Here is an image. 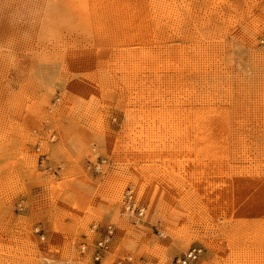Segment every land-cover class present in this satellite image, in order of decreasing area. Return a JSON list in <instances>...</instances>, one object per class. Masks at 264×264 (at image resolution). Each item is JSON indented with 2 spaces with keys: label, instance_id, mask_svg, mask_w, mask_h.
Wrapping results in <instances>:
<instances>
[{
  "label": "rangeland",
  "instance_id": "1",
  "mask_svg": "<svg viewBox=\"0 0 264 264\" xmlns=\"http://www.w3.org/2000/svg\"><path fill=\"white\" fill-rule=\"evenodd\" d=\"M192 247L264 264V0H0V264Z\"/></svg>",
  "mask_w": 264,
  "mask_h": 264
},
{
  "label": "built area",
  "instance_id": "2",
  "mask_svg": "<svg viewBox=\"0 0 264 264\" xmlns=\"http://www.w3.org/2000/svg\"><path fill=\"white\" fill-rule=\"evenodd\" d=\"M39 148H37V151ZM40 165L43 164L45 161V155H40ZM96 169V168H94ZM97 170V169H96ZM126 209L130 212L133 213L135 212L136 215L141 216L142 215V208L135 207L134 204L128 199L126 202ZM37 233H39V230L35 229ZM112 235H113V229L112 228H107L105 231L104 235L98 239L94 245H93V261L98 262L101 260V258L104 256L103 254L107 251L110 241L112 240ZM41 240L44 239V236L42 235L40 237ZM80 252L84 253L88 249V245L82 243L79 246ZM202 249L199 247H192L189 248L185 253H183L179 258L175 259L173 264H199V259L201 257Z\"/></svg>",
  "mask_w": 264,
  "mask_h": 264
},
{
  "label": "bare ground",
  "instance_id": "3",
  "mask_svg": "<svg viewBox=\"0 0 264 264\" xmlns=\"http://www.w3.org/2000/svg\"><path fill=\"white\" fill-rule=\"evenodd\" d=\"M179 258V257H178ZM177 259V258H176ZM173 264V263H172Z\"/></svg>",
  "mask_w": 264,
  "mask_h": 264
}]
</instances>
